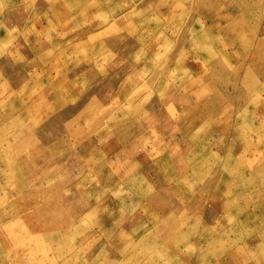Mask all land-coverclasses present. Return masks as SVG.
I'll list each match as a JSON object with an SVG mask.
<instances>
[{"label": "rangeland", "instance_id": "1", "mask_svg": "<svg viewBox=\"0 0 264 264\" xmlns=\"http://www.w3.org/2000/svg\"><path fill=\"white\" fill-rule=\"evenodd\" d=\"M0 264H264V0H0Z\"/></svg>", "mask_w": 264, "mask_h": 264}]
</instances>
